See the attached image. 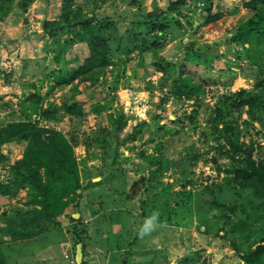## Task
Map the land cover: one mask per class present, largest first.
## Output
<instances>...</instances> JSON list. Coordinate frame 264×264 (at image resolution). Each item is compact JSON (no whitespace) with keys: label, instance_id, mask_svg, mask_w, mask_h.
<instances>
[{"label":"rangeland","instance_id":"rangeland-1","mask_svg":"<svg viewBox=\"0 0 264 264\" xmlns=\"http://www.w3.org/2000/svg\"><path fill=\"white\" fill-rule=\"evenodd\" d=\"M173 1L0 0V126L29 120L60 132L79 182L72 197L39 169L56 196L65 193L46 231L33 225L26 184L0 190L1 264H60L77 243L79 264L99 263L89 247L117 248L109 264H247L226 238L245 216L230 207L247 212L256 199L229 184L228 151L249 145L252 158H264L263 46L233 40L254 11L249 0H182L169 9ZM97 27L105 64L70 79L89 56L81 34ZM184 78L196 85L190 96L174 91ZM239 91L258 101L238 105ZM69 104L84 112L68 113ZM27 146L0 145V183ZM153 213L155 229L138 236Z\"/></svg>","mask_w":264,"mask_h":264},{"label":"trees","instance_id":"trees-1","mask_svg":"<svg viewBox=\"0 0 264 264\" xmlns=\"http://www.w3.org/2000/svg\"><path fill=\"white\" fill-rule=\"evenodd\" d=\"M181 3H183L182 0H174L171 2L169 9H174ZM244 5L254 12L251 17L236 28L233 40L254 44L257 48L263 46L262 51L264 53V2L249 0ZM77 17L75 16V18ZM75 18L73 17V19ZM66 20L71 21L70 18H66ZM80 25L84 26L86 24L80 23ZM86 26L89 27V24ZM161 26V24L158 25L160 31L162 29ZM80 39H85L88 42L89 56L83 60L78 72L72 74L70 79L76 75H83L89 72L93 67H101L105 64L107 40L101 34V29L99 27L87 29L86 32L81 34ZM179 81L182 82L183 87L180 84L174 85V91L178 92V94L190 96L195 91L196 85H193L190 79L184 78L183 80L179 79ZM244 92L239 91L236 93L238 105L247 104L251 106V104L253 105L258 101L257 96H253L250 100H245L243 97ZM30 99L33 102H38L40 97L32 95ZM66 111L71 114H82L84 107L82 105L69 104L66 106ZM8 141H27L28 146L24 151L23 157L10 166L11 179L0 183V190L6 194L11 191V186L26 184L32 193L35 206L33 212L37 215L38 220L41 221L39 223L38 220L36 222L33 219V225L42 231H46L49 224L56 223L54 221L55 214L66 204L64 201L60 202V205L57 203L60 196L65 194L66 191L67 194L68 192L73 193L72 197L77 195L76 189L79 187V182L76 177V166L71 145L67 143L60 132L44 129L37 122L29 120L11 121L0 126V145ZM252 149L253 146L248 145V147L241 148L240 144L233 143L228 151L229 157L233 162L231 171L234 173L229 180V184L238 185L239 189L248 191V193L251 191V196L256 199V203L247 212L246 208L237 210L230 207L232 213L235 212L236 214L242 211L245 216L237 219L226 238L230 240L234 251L244 262L247 264H264V158H252ZM237 153L243 154V157H235ZM41 167H43L47 177L51 176V179L62 180L65 193L56 196L51 182L45 181L39 172ZM70 179L73 181L68 183ZM68 199H71V197ZM69 218L72 221L78 220L72 215ZM258 221H260L259 224H256ZM237 231L239 233L236 237L239 240H236V237L234 238V232ZM258 236H260V239L254 240Z\"/></svg>","mask_w":264,"mask_h":264},{"label":"clouds","instance_id":"clouds-1","mask_svg":"<svg viewBox=\"0 0 264 264\" xmlns=\"http://www.w3.org/2000/svg\"><path fill=\"white\" fill-rule=\"evenodd\" d=\"M157 221H158V213H153L151 216L145 218L143 220V223L139 226L138 233H137L138 236L143 237V236H146V235L150 234L155 229V227L157 225ZM74 255H75V253H74ZM74 255H73V259H71L70 261H68L66 258L64 259V261H66L67 264H71L72 262H75ZM80 262H75V263L79 264ZM99 263H100V261H99Z\"/></svg>","mask_w":264,"mask_h":264},{"label":"water","instance_id":"water-1","mask_svg":"<svg viewBox=\"0 0 264 264\" xmlns=\"http://www.w3.org/2000/svg\"><path fill=\"white\" fill-rule=\"evenodd\" d=\"M91 250L98 256L100 264H105L106 263L105 256H104V254L102 252H100V251H98V250H96L94 248H92ZM80 258H81V245L79 243H77L76 250H75V255H74L75 262H80ZM59 262H60V264H67V262L64 261V260H60Z\"/></svg>","mask_w":264,"mask_h":264},{"label":"crops","instance_id":"crops-1","mask_svg":"<svg viewBox=\"0 0 264 264\" xmlns=\"http://www.w3.org/2000/svg\"><path fill=\"white\" fill-rule=\"evenodd\" d=\"M81 244V243H80ZM86 248H87V246H86ZM83 249H84V247H82V245H81V258L80 259H83V257H84V252H83ZM75 250H76V248L74 249V252H75ZM88 250L89 251H91L92 252V250H91V247H89L88 248ZM113 250H117V248L115 249H109V248H107L106 249V251H104V250H102L101 248H100V251L104 254V256H105V259H106V264H109L110 262H113V260L114 259H116L115 257H114V254H113ZM92 254H94L93 252H92ZM95 255V254H94ZM96 258V257H95ZM96 260H97V258H96ZM123 260V259H122ZM59 261V260H58ZM82 261V260H81ZM91 264H100V263H98L97 261L95 262V261H93Z\"/></svg>","mask_w":264,"mask_h":264},{"label":"built area","instance_id":"built-area-1","mask_svg":"<svg viewBox=\"0 0 264 264\" xmlns=\"http://www.w3.org/2000/svg\"><path fill=\"white\" fill-rule=\"evenodd\" d=\"M71 264H76L75 262H72Z\"/></svg>","mask_w":264,"mask_h":264}]
</instances>
